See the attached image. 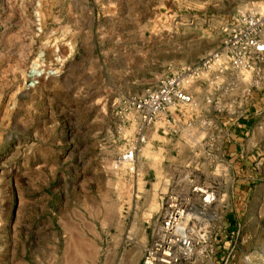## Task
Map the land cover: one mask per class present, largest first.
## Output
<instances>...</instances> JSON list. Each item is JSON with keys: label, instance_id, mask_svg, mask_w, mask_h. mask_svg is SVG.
Segmentation results:
<instances>
[{"label": "rangeland", "instance_id": "374dc122", "mask_svg": "<svg viewBox=\"0 0 264 264\" xmlns=\"http://www.w3.org/2000/svg\"><path fill=\"white\" fill-rule=\"evenodd\" d=\"M263 6L0 0V264H117L120 254L106 252L111 237L125 248L150 242L158 217L148 219L162 201L140 179L148 147L137 156V176L118 164L134 134L127 103L215 49L221 18ZM35 62L41 79L31 74ZM30 76L38 80L33 88ZM260 84L251 96H260ZM244 115L235 124L255 125L248 149L261 172L264 110ZM253 184L238 222L251 225L238 237L248 247L242 263L264 264V175Z\"/></svg>", "mask_w": 264, "mask_h": 264}, {"label": "built area", "instance_id": "2783aa9c", "mask_svg": "<svg viewBox=\"0 0 264 264\" xmlns=\"http://www.w3.org/2000/svg\"><path fill=\"white\" fill-rule=\"evenodd\" d=\"M218 30L220 40L215 49L195 63L158 77L140 96L127 103L134 116V134L125 151L119 155L118 164L124 165L132 176H137L141 166L137 156L148 141V131L159 129L167 135H177L179 132L174 127L171 110L181 114L185 108L193 107L194 94L200 86L205 85L213 94L222 93L229 75L245 83L243 100L251 97L258 80L246 82L245 78L264 57V6L257 11L221 18ZM30 81L28 88L38 83L33 76H30ZM205 102L215 108L218 106L211 99ZM239 109L234 108L231 117L220 123L217 129L210 119H200L198 126L186 124L184 139L194 149L189 160L192 172L199 170L200 159L211 162L213 148L221 139L224 125L236 122L233 116ZM214 200L211 194L203 199L205 205ZM161 201L158 225L152 230L150 244L143 250L141 264H195L198 258L211 252L209 228L202 215L203 210L192 204L190 196L175 192L168 193Z\"/></svg>", "mask_w": 264, "mask_h": 264}, {"label": "crops", "instance_id": "0c3cea01", "mask_svg": "<svg viewBox=\"0 0 264 264\" xmlns=\"http://www.w3.org/2000/svg\"><path fill=\"white\" fill-rule=\"evenodd\" d=\"M256 79L261 82L260 96L254 94L248 100L242 98L245 83L229 75L226 76V89L222 93H210L202 85L194 94L193 107L185 108L181 114L171 110L174 127L179 132L177 135H167L159 129L148 131L145 148L148 147L149 154L145 157L143 173L140 175L144 185L148 186V194L159 199L170 192L190 196L192 204L203 210L202 215L209 228L211 252L198 258L195 264H227L229 254L233 256L228 264H243L242 251L248 247L244 245L246 240L242 241L238 237V229L241 226L247 228L251 223L238 222L243 216V206L248 205L256 194L253 183L263 178L264 169L254 172L251 168L253 157L248 148L254 142L253 132L256 127L250 122L241 125L225 124L221 139L213 148L211 162L200 159L197 172H192L189 167L194 149L187 145L184 130L188 122L198 126L200 119H210L214 129H217L220 123L223 124L231 117L234 108H240L237 115L243 116L245 113V118L249 117L246 114L250 110H264V57L245 78L246 82ZM206 99L216 101L217 108L207 104ZM237 115L233 118L237 119ZM249 132L251 136L246 140ZM210 194L215 200L205 205L203 199ZM152 215L149 221L158 217L153 211ZM122 240L117 236L111 237L107 255L120 254L117 264H141L142 251L151 241L146 240L125 248ZM107 261L110 264L109 259Z\"/></svg>", "mask_w": 264, "mask_h": 264}, {"label": "bare ground", "instance_id": "6f19581e", "mask_svg": "<svg viewBox=\"0 0 264 264\" xmlns=\"http://www.w3.org/2000/svg\"><path fill=\"white\" fill-rule=\"evenodd\" d=\"M31 74L35 77V78H43L44 76V72L39 68L38 63H33L32 68H31Z\"/></svg>", "mask_w": 264, "mask_h": 264}]
</instances>
